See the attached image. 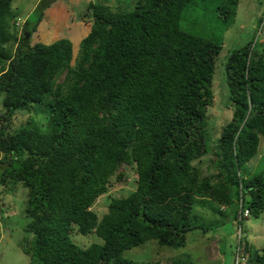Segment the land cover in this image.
I'll list each match as a JSON object with an SVG mask.
<instances>
[{"label":"trees","instance_id":"16d2710c","mask_svg":"<svg viewBox=\"0 0 264 264\" xmlns=\"http://www.w3.org/2000/svg\"><path fill=\"white\" fill-rule=\"evenodd\" d=\"M57 1L39 0L24 19L13 0H0V180L26 189L21 225L31 236L23 251L35 264H186L135 262L123 253L148 240L184 246L189 231L207 230L192 220L198 198L236 221L240 189L249 216L259 217L264 170L251 174L245 164L264 135V43L226 55L232 116L211 158L216 173L204 176L192 161L208 154L207 110L223 42L188 30L199 0H134L132 8L120 0L119 10L88 0L74 64L70 37L32 40ZM219 3L228 26L239 0ZM31 109L45 114L43 126L31 117L11 130L15 114ZM123 164L138 175L135 189L111 196L99 217L90 207ZM89 233L103 242L74 243L72 234ZM244 248L246 264H264V248Z\"/></svg>","mask_w":264,"mask_h":264},{"label":"rangeland","instance_id":"374dc122","mask_svg":"<svg viewBox=\"0 0 264 264\" xmlns=\"http://www.w3.org/2000/svg\"><path fill=\"white\" fill-rule=\"evenodd\" d=\"M88 0H59L54 4L56 8L46 11L45 18L39 23L33 38L45 39L50 43L61 37H70L73 41V57L71 64H74V57L77 53L79 39L87 33L88 27L84 15L85 5ZM105 2L116 7L120 0H95ZM220 0H199V3L192 11L197 24L190 32L198 35L218 39L223 42V48L217 57L214 82V99L207 110V146L208 154L192 163L201 171L204 176H212L216 169L211 163V158L216 150V143L224 126L232 116V102L230 101L225 84L223 63L226 55L235 47L244 45L247 42H255L257 49L264 43V0H239L236 14L226 26L222 23L217 14L216 7ZM39 0H13L12 9L19 17L24 18L34 9ZM132 8L134 0H124ZM84 4V5H83ZM82 6V7H81ZM186 26V25H184ZM259 30L261 34H258ZM33 40V42H35ZM64 75H61V79ZM0 97V112L2 111ZM31 117L39 120L43 126L46 120L45 114L40 110H29L18 112L11 120L10 129H17ZM247 170L253 173H260L264 170V135L259 137V145L256 154L245 164ZM123 175L119 176V170L110 177L107 190L101 194L91 205L90 209L100 217L107 212L111 196H124L135 189L136 178L138 177L134 167L123 164L121 167ZM121 171V172H122ZM243 171V170H242ZM247 172V171H246ZM26 189L20 182L6 178L0 180V264H35V258L31 253L23 251L31 234L25 232L21 223L25 221L24 210L26 207ZM208 199L198 198L194 206L192 220H197L203 226V230L195 228L186 234V244L180 247L161 246L154 240H148L138 246L125 250L123 256L135 262H156L170 263L172 260L181 259L186 264H235L237 251L243 253V264L251 259L244 245L251 246L250 252L261 251L264 248V212L259 217L249 216L242 220L241 239L239 240L238 225L232 216H221L213 210ZM225 208V206H224ZM221 207V209H224ZM230 209L227 210V213ZM12 221V222H10ZM219 221L218 226H214ZM202 228V227H201ZM73 232V231H72ZM76 232V231H74ZM74 243L86 247L92 242L102 243L103 240L94 233L86 235L72 234ZM27 241V242H26ZM239 247V249H238ZM243 249V250H242ZM239 258L242 259L239 255Z\"/></svg>","mask_w":264,"mask_h":264},{"label":"clouds","instance_id":"9594fccd","mask_svg":"<svg viewBox=\"0 0 264 264\" xmlns=\"http://www.w3.org/2000/svg\"><path fill=\"white\" fill-rule=\"evenodd\" d=\"M248 163V162H247ZM240 187H241V185H239ZM240 198H241V205H240ZM239 206H240V209H239V212L240 211H244L245 209H247L248 210V214H247V216H245V217H242V218H240L239 219V216H237V219H236V223H237V225H238V234H239V240L241 239V236H240V234H241V231H242V220L244 219V218H247V217H249V209L246 207V208H244L243 207V199H242V191H241V189H240V192H239ZM221 207H223L224 208V205H222ZM238 215H239V213H238ZM244 248V247H243ZM238 249H239V247H238ZM243 250V249H242ZM239 255H240V257L242 258V259H240L239 258ZM243 259H244V257L242 256V254H241V251H237V257H236V262H235V264H243Z\"/></svg>","mask_w":264,"mask_h":264},{"label":"built area","instance_id":"2783aa9c","mask_svg":"<svg viewBox=\"0 0 264 264\" xmlns=\"http://www.w3.org/2000/svg\"><path fill=\"white\" fill-rule=\"evenodd\" d=\"M240 205H241V198H240ZM247 214H248V210L247 209H245L243 212L242 211H240L239 212V219L240 218H242V217H245V216H247Z\"/></svg>","mask_w":264,"mask_h":264},{"label":"crops","instance_id":"0c3cea01","mask_svg":"<svg viewBox=\"0 0 264 264\" xmlns=\"http://www.w3.org/2000/svg\"><path fill=\"white\" fill-rule=\"evenodd\" d=\"M250 161V160H249Z\"/></svg>","mask_w":264,"mask_h":264}]
</instances>
